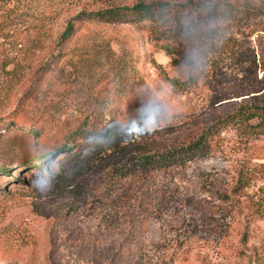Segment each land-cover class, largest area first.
<instances>
[{
  "label": "rangeland",
  "instance_id": "obj_1",
  "mask_svg": "<svg viewBox=\"0 0 264 264\" xmlns=\"http://www.w3.org/2000/svg\"><path fill=\"white\" fill-rule=\"evenodd\" d=\"M151 1L0 0V264H264V134L230 126L207 155L133 163L264 106V0H195L248 24L178 42L79 20Z\"/></svg>",
  "mask_w": 264,
  "mask_h": 264
},
{
  "label": "trees",
  "instance_id": "obj_2",
  "mask_svg": "<svg viewBox=\"0 0 264 264\" xmlns=\"http://www.w3.org/2000/svg\"><path fill=\"white\" fill-rule=\"evenodd\" d=\"M81 16L84 17H79L80 22L134 26L146 32L148 38L156 43L187 40L205 23L228 21L235 24L244 22L247 25L250 18L249 13L237 14L229 4L195 0L137 2ZM76 31L77 27L70 23L60 35L61 45L68 42ZM230 126H236L245 133L263 135L264 106L240 105L208 129L199 132L189 142L164 153L138 156V160L133 163L139 170H160L207 155L212 151L217 133ZM108 134L110 132L105 131L102 137ZM76 135L85 137L84 132H76Z\"/></svg>",
  "mask_w": 264,
  "mask_h": 264
}]
</instances>
